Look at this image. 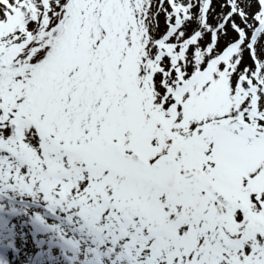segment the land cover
Masks as SVG:
<instances>
[{
	"label": "snow or ice",
	"instance_id": "obj_1",
	"mask_svg": "<svg viewBox=\"0 0 264 264\" xmlns=\"http://www.w3.org/2000/svg\"><path fill=\"white\" fill-rule=\"evenodd\" d=\"M213 3L0 0V264H264V0Z\"/></svg>",
	"mask_w": 264,
	"mask_h": 264
},
{
	"label": "rangeland",
	"instance_id": "obj_2",
	"mask_svg": "<svg viewBox=\"0 0 264 264\" xmlns=\"http://www.w3.org/2000/svg\"><path fill=\"white\" fill-rule=\"evenodd\" d=\"M213 7L216 9V12H220L221 10V0H214L213 3ZM225 11H227V9H225ZM215 14L212 15V17H210V23H216V20L213 18ZM163 25H164V20L163 17H161V30H163ZM231 33H230V37H231ZM223 43V42H222Z\"/></svg>",
	"mask_w": 264,
	"mask_h": 264
}]
</instances>
